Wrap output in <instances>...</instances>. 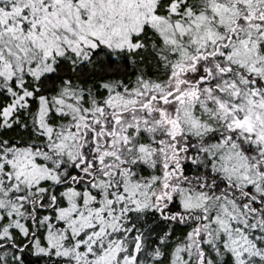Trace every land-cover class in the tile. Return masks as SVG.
Listing matches in <instances>:
<instances>
[{"label":"snow or ice","instance_id":"6c2138e0","mask_svg":"<svg viewBox=\"0 0 264 264\" xmlns=\"http://www.w3.org/2000/svg\"><path fill=\"white\" fill-rule=\"evenodd\" d=\"M0 264H264V0H0Z\"/></svg>","mask_w":264,"mask_h":264}]
</instances>
